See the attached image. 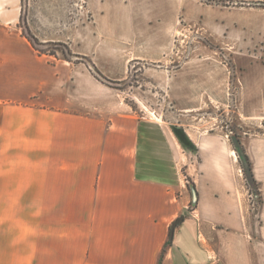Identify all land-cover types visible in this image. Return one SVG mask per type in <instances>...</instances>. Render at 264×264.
Listing matches in <instances>:
<instances>
[{
  "label": "crops",
  "instance_id": "crops-1",
  "mask_svg": "<svg viewBox=\"0 0 264 264\" xmlns=\"http://www.w3.org/2000/svg\"><path fill=\"white\" fill-rule=\"evenodd\" d=\"M99 2L91 26L28 8V31L122 79L129 22ZM22 7L0 0V264H264V144L243 142L255 210L220 135L193 139L190 189L115 89L85 63L35 49Z\"/></svg>",
  "mask_w": 264,
  "mask_h": 264
},
{
  "label": "rangeland",
  "instance_id": "rangeland-1",
  "mask_svg": "<svg viewBox=\"0 0 264 264\" xmlns=\"http://www.w3.org/2000/svg\"><path fill=\"white\" fill-rule=\"evenodd\" d=\"M22 1L20 26L31 40L28 8L64 26L82 21L91 26L100 9V0ZM101 1L111 15L116 11L129 22L116 68L124 78L104 75L90 55L76 57L65 41L34 37L36 47L85 63L115 89L146 125L156 157L172 171L177 168L190 189L191 174L201 165L193 139L210 134L229 140L241 184L247 195L257 194L259 205L243 142L253 137L264 144V0ZM259 155L264 161V148Z\"/></svg>",
  "mask_w": 264,
  "mask_h": 264
},
{
  "label": "trees",
  "instance_id": "trees-1",
  "mask_svg": "<svg viewBox=\"0 0 264 264\" xmlns=\"http://www.w3.org/2000/svg\"><path fill=\"white\" fill-rule=\"evenodd\" d=\"M28 39L31 41V43L34 45L35 49H36L38 52H40V53L43 52V51H41L40 49H38V48L36 47V44H35V43L37 42V40H36L34 37H32V40H31L30 38H28ZM70 53H71V52H70ZM50 54H54V53L52 52V53H50ZM64 58H66V57H64ZM94 69H95L96 74H99L98 70H97L96 68H94ZM96 76H97V75H96ZM97 77H98V76H97ZM243 157H244V159L246 160V162H247V164H248V168H247V170H248V174H249L251 180L254 181L253 174H252V171H251V164H250V162H249V160H248V157H247L245 154H243ZM171 236H172V230L170 229V238H171Z\"/></svg>",
  "mask_w": 264,
  "mask_h": 264
},
{
  "label": "built area",
  "instance_id": "built-area-1",
  "mask_svg": "<svg viewBox=\"0 0 264 264\" xmlns=\"http://www.w3.org/2000/svg\"><path fill=\"white\" fill-rule=\"evenodd\" d=\"M249 205L252 210H255L258 205L257 194L249 193Z\"/></svg>",
  "mask_w": 264,
  "mask_h": 264
}]
</instances>
